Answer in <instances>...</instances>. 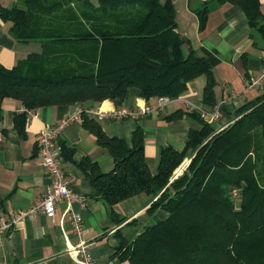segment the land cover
Segmentation results:
<instances>
[{
    "label": "trees",
    "instance_id": "trees-1",
    "mask_svg": "<svg viewBox=\"0 0 264 264\" xmlns=\"http://www.w3.org/2000/svg\"><path fill=\"white\" fill-rule=\"evenodd\" d=\"M0 5V17L22 42L42 43L13 68L0 63V122L6 98L28 109L94 100L123 102L130 87L140 96L177 98L188 83L207 77L203 109L217 105L213 51L198 52L178 30L172 0H19ZM240 6L264 35L260 0H219ZM208 3L200 10L204 27ZM184 115L176 111L173 119ZM199 128L189 131L183 150H162L158 173L146 161L141 127L132 143L108 136L88 114L84 125L114 157L110 171L90 160L84 168L97 195L110 208L140 193L152 196L157 219L132 241L122 239L114 256L129 264H264V91L239 107L217 130L193 111ZM25 114L16 116L21 132ZM188 168L178 174L186 159ZM3 199L0 198V206Z\"/></svg>",
    "mask_w": 264,
    "mask_h": 264
},
{
    "label": "crops",
    "instance_id": "crops-1",
    "mask_svg": "<svg viewBox=\"0 0 264 264\" xmlns=\"http://www.w3.org/2000/svg\"><path fill=\"white\" fill-rule=\"evenodd\" d=\"M165 1V0H162ZM175 6L178 30L189 38L198 52L204 47L215 52L221 61L214 67L217 79L215 93L217 118L201 117L217 130L233 120L234 112L264 91V86L247 88L246 81L261 75L264 66V35L254 29L244 10L231 2L219 0H172ZM19 0H0V5L11 8ZM208 3L204 27L200 10ZM264 13V0H260ZM12 21L0 17V63L13 68L31 53L39 52L40 42H22L10 31ZM207 77L200 75L188 83V89L171 100L164 110L154 111L138 118L115 120L100 118L91 113L111 109L118 104L110 100H87L73 104L48 105L37 108L38 116L30 117L24 105L14 99L3 102L0 122V218L30 208L43 197L51 179L41 163L37 135L41 129L59 120L76 117L68 123L59 137L61 159L68 175L74 178L72 189L77 199L61 201L54 216L39 212L35 218L26 217L17 222L0 246V264H84L70 252L78 241L66 213L72 209L84 218V239L93 243L95 264H129L114 256L122 239L132 241L146 226L168 214L160 209L153 215L148 211L152 196L140 193L113 206L112 211L124 220L118 222L110 214L106 202L97 195L91 177L83 164L90 160L103 171L114 165L112 153L98 142L97 136L83 122V114L93 118L110 137L124 138L132 143L133 134L141 127L145 137V156L150 171L158 173L162 150L172 146L183 150L192 128L200 121L190 116L203 108V92ZM159 97L147 100L137 87H130L122 104L140 107L158 104ZM176 111L181 117L167 119ZM25 114L23 132L16 124V116Z\"/></svg>",
    "mask_w": 264,
    "mask_h": 264
},
{
    "label": "built area",
    "instance_id": "built-area-1",
    "mask_svg": "<svg viewBox=\"0 0 264 264\" xmlns=\"http://www.w3.org/2000/svg\"><path fill=\"white\" fill-rule=\"evenodd\" d=\"M264 86V66L262 73L259 77L246 81L247 88H254ZM178 98V97H177ZM173 99L168 96H161L158 99V104L148 103L140 107H129L122 103L114 108L106 110H98L95 113L100 118H112L115 120H122L127 118H138L145 116L154 111L164 110L166 105ZM24 111L30 117H37L38 112L36 109H28L24 107ZM203 116H210L213 119L217 118L219 111L217 108L213 111H205L200 109ZM76 117H68L59 120L56 124L47 126L40 130L37 135V146L39 155L41 156V163L48 173L51 182L47 186L46 191L41 200L28 209L19 210L11 213L7 217L0 218V246L9 236L14 225L20 220L30 217L35 218L39 212H43L48 216H54L57 205L61 201L72 202L77 199V194L72 189L74 178L67 174L64 164L61 159L62 148L59 143V137L70 121ZM67 219L72 225L74 234L77 236L78 241L73 245L70 252L81 260L84 264H95L93 256V243L84 239L86 227L84 224L83 216L69 209L66 213Z\"/></svg>",
    "mask_w": 264,
    "mask_h": 264
},
{
    "label": "rangeland",
    "instance_id": "rangeland-1",
    "mask_svg": "<svg viewBox=\"0 0 264 264\" xmlns=\"http://www.w3.org/2000/svg\"><path fill=\"white\" fill-rule=\"evenodd\" d=\"M36 43H37V41H36ZM39 44H41V45H39V46H40V47H39V52H42V50H43V45H42V43H39ZM189 162H190V159L187 158L186 161H185V163H184V165H182V166L180 167V169H178V171H179L178 174H180L183 170H185V169L188 168Z\"/></svg>",
    "mask_w": 264,
    "mask_h": 264
}]
</instances>
